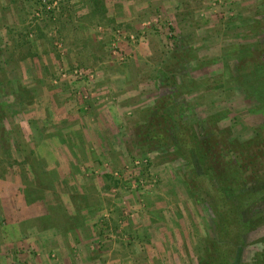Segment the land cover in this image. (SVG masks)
<instances>
[{
    "label": "rangeland",
    "instance_id": "1",
    "mask_svg": "<svg viewBox=\"0 0 264 264\" xmlns=\"http://www.w3.org/2000/svg\"><path fill=\"white\" fill-rule=\"evenodd\" d=\"M259 51L264 0H0V264H38L10 245L55 227L89 237L79 261L198 264L211 217L186 162L138 133L171 65L179 117L253 136L264 113L236 76ZM238 250L234 264H253L264 221Z\"/></svg>",
    "mask_w": 264,
    "mask_h": 264
},
{
    "label": "trees",
    "instance_id": "2",
    "mask_svg": "<svg viewBox=\"0 0 264 264\" xmlns=\"http://www.w3.org/2000/svg\"><path fill=\"white\" fill-rule=\"evenodd\" d=\"M261 56L259 51L238 58L236 77L253 80L250 88L246 89L243 81L239 85L264 113ZM172 70L171 65L164 70L165 85L170 90L160 94L149 108L152 112L138 133L143 139L138 143H144L147 149L172 148V154L175 152V157L186 162L184 184L211 217L198 264H234L246 234L264 221V210L257 217L245 216L248 209L264 200V125L256 128L250 138L239 139L227 129L211 128L209 123L201 128L183 120L178 116L181 110L176 103L183 91L173 79ZM253 264H264V251L256 253Z\"/></svg>",
    "mask_w": 264,
    "mask_h": 264
},
{
    "label": "crops",
    "instance_id": "3",
    "mask_svg": "<svg viewBox=\"0 0 264 264\" xmlns=\"http://www.w3.org/2000/svg\"><path fill=\"white\" fill-rule=\"evenodd\" d=\"M86 138L90 139L88 136H86ZM92 220L86 218V225ZM92 225L93 223L90 225L91 229H94V226L92 227ZM72 230L69 232L70 234H68L64 233V231H60L58 227H55L54 230L52 228H46L40 232L39 242L34 241L36 239L32 238H25L21 240L23 236L19 233V236L21 235L19 237L20 242L17 240L16 243H12L10 247L13 248L15 245L20 243L21 245L20 249L17 250L18 252L15 251V248L12 249V252L16 253V255L20 252L19 255L25 259H30V263H32V261L33 263L34 261H37L38 264H52L47 260L45 261L44 258L38 256L41 255L39 254L40 250L50 251L54 249L58 251L61 256V259L59 260L60 264H91L88 259H85V261L78 260V253L85 251V245L88 243L89 237L82 240V228L80 227L75 228L73 231ZM35 253H37V255H35Z\"/></svg>",
    "mask_w": 264,
    "mask_h": 264
}]
</instances>
